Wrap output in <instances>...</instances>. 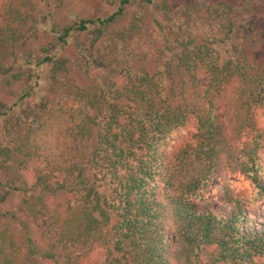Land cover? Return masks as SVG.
<instances>
[{
	"label": "trees",
	"instance_id": "1",
	"mask_svg": "<svg viewBox=\"0 0 264 264\" xmlns=\"http://www.w3.org/2000/svg\"><path fill=\"white\" fill-rule=\"evenodd\" d=\"M105 2L0 0V264H264V0Z\"/></svg>",
	"mask_w": 264,
	"mask_h": 264
},
{
	"label": "rangeland",
	"instance_id": "2",
	"mask_svg": "<svg viewBox=\"0 0 264 264\" xmlns=\"http://www.w3.org/2000/svg\"><path fill=\"white\" fill-rule=\"evenodd\" d=\"M172 9L168 15H172L175 23L180 21V13L182 11L181 0H172ZM50 10V8H49ZM110 7L107 5L105 0H62L59 7L55 9L58 21L60 24H67L77 18H91L95 16H103L107 14ZM204 75H199V81L202 83ZM222 108V107H221ZM222 113V111L220 110ZM254 115L258 125H262L264 122V108H256ZM264 155V152H263ZM220 183L227 184L233 192H244L245 195L250 194L253 190L249 182L244 179L240 172L230 173L224 171L218 178L211 180L207 191L204 194L205 201L213 203H221V197L218 193ZM247 200V204L251 203L248 200L249 197H244ZM199 205L202 206L203 201L198 200ZM254 207V212L258 217V220L264 223V199L260 200ZM96 253V250H94Z\"/></svg>",
	"mask_w": 264,
	"mask_h": 264
}]
</instances>
